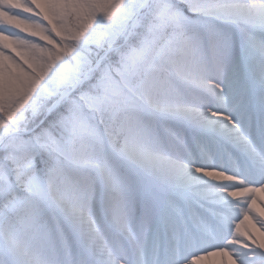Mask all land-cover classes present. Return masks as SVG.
I'll return each mask as SVG.
<instances>
[{"label":"snow or ice","instance_id":"6c2138e0","mask_svg":"<svg viewBox=\"0 0 264 264\" xmlns=\"http://www.w3.org/2000/svg\"><path fill=\"white\" fill-rule=\"evenodd\" d=\"M0 264H264V0H0Z\"/></svg>","mask_w":264,"mask_h":264}]
</instances>
